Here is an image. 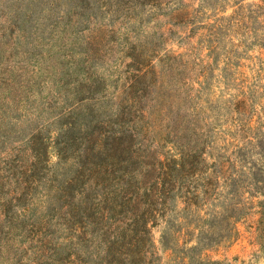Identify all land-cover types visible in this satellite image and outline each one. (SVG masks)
Here are the masks:
<instances>
[{
	"label": "rangeland",
	"instance_id": "rangeland-1",
	"mask_svg": "<svg viewBox=\"0 0 264 264\" xmlns=\"http://www.w3.org/2000/svg\"><path fill=\"white\" fill-rule=\"evenodd\" d=\"M261 143L264 0H0V264H264Z\"/></svg>",
	"mask_w": 264,
	"mask_h": 264
},
{
	"label": "trees",
	"instance_id": "trees-1",
	"mask_svg": "<svg viewBox=\"0 0 264 264\" xmlns=\"http://www.w3.org/2000/svg\"><path fill=\"white\" fill-rule=\"evenodd\" d=\"M128 136L130 137V135L128 133L124 132L123 130L120 131L119 134L116 133V132L110 131V132L107 133L106 136H104L105 137L104 140L107 141V144H108V148L105 149L106 150L105 154L108 157L107 158L108 160H112L114 158V155L116 153L122 152V151H126V148L123 149V146L122 145L124 144V140H126L128 138ZM260 145L259 146H256V147H258L260 149L261 153H264V144L261 143ZM30 150L31 151H34V149L32 148V146H31ZM64 150H66V148L62 144L61 147L58 150V156L60 155V159L61 160L63 159V156L62 155L64 153ZM258 154H260V153H258ZM35 155H37V154L34 152L33 162L30 163V167L28 168V171H25L23 173V176H21L20 178H15L14 183L17 186L20 187L22 184L25 186V185H28L30 183H32V184L34 183L35 180H30V179L34 176L33 175L34 170H35L34 168H36V165L39 163L38 157L35 156ZM260 162H261V164H260ZM263 163H264V154H261V158H259V161L257 163L252 164L250 166V168H249L251 170V172H252L251 174H252L253 177H252V179L248 178V181H252L253 182L252 184L254 186L253 189L255 190V193L260 194L264 198V171H263L264 170V166H263ZM110 164H113V163L111 162ZM152 169L153 170L151 172L156 173V170L154 169V167ZM184 171H185L184 170V167L183 166H180V169L177 172H184ZM151 172H150L149 168L148 169H145V172H142L141 173V178H140L141 180H140V182H144L146 179H148V177L151 176ZM159 175L163 179L165 177V180L164 181L160 180L162 183H164L162 185L163 188L158 189V190H157V188H154L155 192H153L152 189H150L149 192H148L149 195L147 196L150 199L159 198L160 195H163V192H165V188H164L165 183L168 185V183H170V181L173 178V175L170 172L161 171L159 173ZM128 177L129 178H132L131 176H128ZM155 178H154V180H152L153 182L154 181L157 182L158 179H160L158 177L155 180ZM168 180H170V181H168ZM154 186H155V184H154ZM130 187H131V185H130ZM125 192H128V188L127 189L126 188H120L118 193L120 194V196L121 195L123 196V194H125ZM14 194H15V192L7 200V203L8 204H11L12 202H14V201L17 200V198H16V196ZM186 199H187L186 202H190L193 205V202H192V199L191 198H186ZM104 201H106L105 198L104 199L99 198V201H97V204L96 205H99L101 203H104ZM110 203L113 206H109L108 208H104V209L103 208L101 209V207H100V209L96 211V214H98L100 216V221L101 222H106L108 219H110L109 216H111V218H112V214H115L116 213L115 208L117 209L118 206H116V204H114V201L113 200ZM260 205L261 206H264V200H262L260 202ZM1 206H5V205L1 204ZM262 214H263V218H264V209L262 211ZM262 223H263V229H261V230L264 231V222H262ZM105 230L106 229H104V228L100 229L101 234H102V232L105 233ZM133 230L134 229L131 227L130 228V231H133ZM101 234H100V236H101ZM83 241H87V240L86 239H83ZM99 244L100 245H103V247L106 248V255L102 256L99 259L100 260V264H112V261L109 260V256H110V253H111L110 250L114 246L115 247L117 246L118 240L117 239L116 240H112V239L111 240H101L100 239Z\"/></svg>",
	"mask_w": 264,
	"mask_h": 264
}]
</instances>
